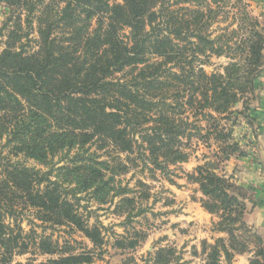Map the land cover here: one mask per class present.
Returning a JSON list of instances; mask_svg holds the SVG:
<instances>
[{"label":"trees","instance_id":"16d2710c","mask_svg":"<svg viewBox=\"0 0 264 264\" xmlns=\"http://www.w3.org/2000/svg\"><path fill=\"white\" fill-rule=\"evenodd\" d=\"M166 1L0 0L9 8L0 30V264L30 253L51 257L40 264H93L91 251L61 249L53 236L26 232L21 214L33 211L42 227H68L102 249V228L90 226L79 195H92L101 205L122 196H112L113 177L138 167L139 158L155 171L188 163L192 139L202 138V121L212 159L246 156L221 123L230 121L238 104L251 113L245 97L255 99V78L264 67V25L246 15L252 29L234 44L233 62L209 74L207 59L233 50L210 31L225 1L180 0L177 5L199 8L175 10ZM6 149L11 158L51 167L43 172L15 162ZM98 151L111 161H100ZM60 153L67 159L58 167L51 160ZM214 166L203 155L186 173L203 196L202 208L219 220L214 231L224 235L202 243L206 264H232L251 251L254 238L249 264H264V240L250 237L244 221L242 187ZM138 244L124 239L116 248ZM175 255L160 248L153 264H172ZM124 264L137 263L130 257Z\"/></svg>","mask_w":264,"mask_h":264},{"label":"rangeland","instance_id":"374dc122","mask_svg":"<svg viewBox=\"0 0 264 264\" xmlns=\"http://www.w3.org/2000/svg\"><path fill=\"white\" fill-rule=\"evenodd\" d=\"M179 1L167 0L166 4H169L171 10L180 7L199 8L198 3L177 5ZM224 1L225 5H222L216 22L210 31H212L213 37L223 36V41H228L233 50L229 56H213L207 59L208 63L203 68L209 74L222 73L223 68L233 62V57L237 53L234 44L241 39L245 40L252 29V25L244 21L246 15L257 19L261 25H264V16L257 13L254 0ZM208 2L210 3V0ZM8 14L9 8L5 4H0V30ZM4 39V37H0V53L4 49ZM245 98L246 102L249 99L251 106L256 105L251 95H246ZM252 108L251 113H248L243 104H238L235 109L237 113L230 118V121L223 120L221 123L231 131L233 138L239 141L243 147H247L248 134H256L257 132L254 120L252 122L254 119L252 115L254 108ZM243 113H246L249 118L247 119ZM201 125L203 126L201 140L194 137L190 143L193 156L188 162L189 164L182 163L178 166H170L169 170L155 171L151 164L146 165L139 158L138 167H131L125 174L119 173L113 177L112 196H115L118 191H123L122 196H116L112 200L110 198L108 204L101 205L92 198V195H79L82 200V207L87 208V210L82 209L81 213L88 218L90 226L102 228L105 241L102 249L94 250V245L87 238L79 232L71 231L68 227L54 229L42 227V223L36 219L33 211L21 214L19 221L23 229L26 232L34 229L40 235L53 236L54 240L59 241L61 249L67 245L75 253L91 251L94 255L93 264H124L130 257H134L137 264H153V257L160 248H171L176 251L172 264H206L207 258L206 255L202 254V243L206 241L209 244H214L217 238L224 235L214 231V224L219 221L218 218L211 214L210 217L207 214L204 215L205 210L200 206V200L203 196L197 193L196 186L188 183L186 173L201 163L203 155H207L208 161L214 163V167L220 173H225L227 176L233 174L237 176L235 177L236 183L242 187L241 192L247 206L244 221L251 232H249L250 237L252 234L262 237L264 240V209H262L263 207L261 209L256 208L258 202L253 201L254 189H250L244 181L239 182L238 173L237 171L235 173V166H233L236 165L235 156L229 160L223 158L222 162L212 159L210 154L212 150L207 148L209 141L206 143L203 139L207 137L208 124L206 121H202ZM248 129L249 131H247ZM182 141L186 145V138H183ZM212 145H214L212 149H216L213 140ZM91 151L95 152L94 149ZM74 154L75 152L71 153V155ZM97 154L100 161H111L104 151H98ZM4 155L10 157L8 149L5 150ZM66 156V153H60L51 162L59 167L64 165ZM10 159L15 162H23L27 166L40 169L43 172H48L51 167L22 157H10ZM140 183L146 184L148 188L141 186ZM148 194L149 197L146 199ZM127 200L129 203L125 204ZM124 239H138L139 244L134 250L117 249V241H124ZM252 240L251 251L242 256H237L232 264H249V260L257 249L256 239ZM50 258V256L30 253L15 257L13 264H26L30 260H35V264H40Z\"/></svg>","mask_w":264,"mask_h":264},{"label":"crops","instance_id":"0c3cea01","mask_svg":"<svg viewBox=\"0 0 264 264\" xmlns=\"http://www.w3.org/2000/svg\"><path fill=\"white\" fill-rule=\"evenodd\" d=\"M254 4L258 10L257 13L264 16V0H254ZM255 87L256 92L254 100L256 105L252 106L254 108H252V115L254 117L257 132L256 134L248 132L250 134L247 136V147H244L246 156L240 159L236 158V161L234 160L236 165L233 166H235V173L236 171L238 173L239 182L244 181L250 189H254L253 201L255 200L258 202L256 208L261 209L263 207L262 209H264V67L255 78ZM247 131H249V129ZM187 164L189 163H186V165ZM196 167L188 173L193 172ZM233 175L237 177L235 174ZM194 186L197 187V193H199L198 186ZM205 214L209 217L211 216L204 211V215Z\"/></svg>","mask_w":264,"mask_h":264}]
</instances>
